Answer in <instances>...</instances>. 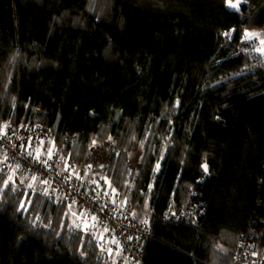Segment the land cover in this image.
<instances>
[{
    "label": "trees",
    "instance_id": "obj_1",
    "mask_svg": "<svg viewBox=\"0 0 264 264\" xmlns=\"http://www.w3.org/2000/svg\"><path fill=\"white\" fill-rule=\"evenodd\" d=\"M228 1L0 0V120L54 129L57 151L108 174L137 219L157 216L146 264H233L264 219V72L247 70L244 39L264 36V0ZM23 176L5 186L0 172V264H121ZM193 191L202 223L165 221Z\"/></svg>",
    "mask_w": 264,
    "mask_h": 264
},
{
    "label": "built area",
    "instance_id": "obj_2",
    "mask_svg": "<svg viewBox=\"0 0 264 264\" xmlns=\"http://www.w3.org/2000/svg\"><path fill=\"white\" fill-rule=\"evenodd\" d=\"M234 32L232 28L220 33L224 47H232ZM237 47V55L246 54L242 46ZM255 69L264 72V57L256 52L249 57L247 66V70ZM54 136V129L31 124L26 115L17 123L0 120V172L7 178L11 176L15 185H23L22 174L35 176L41 182L47 180V184L43 183L47 194L66 204L74 226L92 236L102 252L119 259L121 264H146V250L158 217L137 219L131 200L114 188L110 176L99 173L93 163L72 162L54 152L49 160L45 142ZM37 151L41 153L40 160L35 158ZM30 152L33 155L29 156ZM45 160L47 164L43 163ZM205 211V199L199 191H193L185 202L173 201L163 219L197 226ZM233 264H264V219H255L242 233Z\"/></svg>",
    "mask_w": 264,
    "mask_h": 264
},
{
    "label": "snow or ice",
    "instance_id": "obj_3",
    "mask_svg": "<svg viewBox=\"0 0 264 264\" xmlns=\"http://www.w3.org/2000/svg\"><path fill=\"white\" fill-rule=\"evenodd\" d=\"M236 6H237V5H232V7H234V8H235ZM253 36H254V34H252V33H248V32H245V33H244V37H245L246 40L249 39V38H252ZM259 43H260L261 47H258V48H256L255 50H256L257 52H260V53L264 54V40H260ZM93 143H95V141H93ZM29 147H31V145H29ZM53 147H54V145H53ZM40 154H41L40 151H37V152L35 153V158H36L37 160H40ZM28 155L31 156V155H33V153L30 152V153H28ZM47 156H48V159H49V160L52 158V156H53L52 148L47 149ZM43 163H44V164H47V160L43 161ZM158 167H159V165H157V168H158ZM205 170L207 171V166H206V165H205ZM0 171H2V169H0ZM65 171H67V165L65 166ZM68 178H69V177H65V179H68ZM36 179H37V177H35V176L32 177V180H33L34 182L36 181ZM10 181H12V177H11V176H9V177H8V180L5 181V186H7V184H8ZM106 182H107V181H106ZM42 183L47 184L48 181H47V180H44V181H42ZM29 187L31 188L32 185L30 184ZM114 191H115V189H113V192H114ZM105 194H107V193H105ZM73 203H75V201H73ZM21 207H24V205L21 204ZM69 207H71V205H69ZM73 215H76V213H73ZM81 215H83V214L81 213ZM92 219L95 220V217H93ZM85 228H87V223L85 224ZM104 231L107 232L108 229L105 228ZM101 239H103L102 236H101ZM113 242H115V241H113Z\"/></svg>",
    "mask_w": 264,
    "mask_h": 264
},
{
    "label": "rangeland",
    "instance_id": "obj_4",
    "mask_svg": "<svg viewBox=\"0 0 264 264\" xmlns=\"http://www.w3.org/2000/svg\"><path fill=\"white\" fill-rule=\"evenodd\" d=\"M241 3H242V0H230V1H228V6L231 8V9H235V10H238L239 8H240V5H241ZM232 5H237L235 8L234 7H232ZM248 33H252V34H254V36L252 37V38H249V39H245V43L246 44H249V43H252V45L253 46H251L250 47V49L251 50H255L256 48H258V47H261V45H260V43H259V41L260 40H264V36H262L261 34H259V33H257V32H248ZM242 44V43H241ZM241 44H237V45H240V46H242V47H244L243 45H241ZM245 48V47H244ZM247 49V48H246ZM255 52L256 53H259V54H261L263 57H264V54H262V53H260V52H257L256 50H255ZM98 147H100V145H98ZM100 148H102V147H100ZM27 175H25V176H23V177H26ZM28 177V176H27ZM21 179H22V177H21ZM36 181H38V179H36ZM35 181V182H36ZM24 183V182H23ZM71 216V215H70Z\"/></svg>",
    "mask_w": 264,
    "mask_h": 264
},
{
    "label": "crops",
    "instance_id": "obj_5",
    "mask_svg": "<svg viewBox=\"0 0 264 264\" xmlns=\"http://www.w3.org/2000/svg\"><path fill=\"white\" fill-rule=\"evenodd\" d=\"M53 145H54V147H53ZM45 146H46L47 148H52V151H53L54 153L58 154L59 156H61V157L64 156V153H63L62 151H57V147H56V144H55V142H54V139H51V140H49V141H46V142H45Z\"/></svg>",
    "mask_w": 264,
    "mask_h": 264
}]
</instances>
